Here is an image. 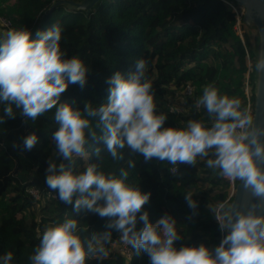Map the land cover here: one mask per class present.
<instances>
[{
	"label": "trees",
	"instance_id": "obj_1",
	"mask_svg": "<svg viewBox=\"0 0 264 264\" xmlns=\"http://www.w3.org/2000/svg\"><path fill=\"white\" fill-rule=\"evenodd\" d=\"M55 1L0 0V14L11 20L12 29L29 30L31 39L37 38V30L60 26V48L65 58L77 57L89 71L83 90L70 84L62 94V102L81 110L85 102L97 107L106 102V79L116 71L127 76L135 70V61L144 58L148 62L146 76L153 86L156 113L168 118L165 126L183 128L190 119L210 126L206 112L194 110L196 99L202 95L203 87L211 84L220 95L238 98L244 110L243 73L249 57L252 108L257 33L252 41L246 32L250 27L241 23L244 32L240 36L235 30L236 15L224 0H98L90 11L69 8L67 4L54 5ZM228 1L236 6L242 19L241 7L233 0ZM7 30L0 26V32ZM187 83L194 85L193 92L183 94L185 110H178L170 104L166 93L171 86L183 90ZM54 111L27 122L17 111L16 119L0 124V256L12 252L11 264H31L28 257L39 243L37 229L42 232L46 225L67 218L78 219L82 241L106 230L107 219L73 212L71 205L62 204L47 187L44 179L48 159L65 163L77 173L89 164H96L99 171L117 178L123 168L128 172L126 184L151 193L144 209L152 223L165 213L176 219L182 239L175 247L203 243L211 249L219 243L216 210L224 216L232 195L228 194L229 179L220 175L218 169L208 168L206 160L198 157L195 167L176 165L172 172L168 162H145L128 149L124 150L123 159L116 161L102 142L91 140L86 145L88 155L74 158V163L68 165L57 157L51 140L58 128ZM96 131L99 135V130ZM31 132L38 136L31 151L14 147ZM96 146L101 148L99 158L92 154ZM129 160L135 167L128 166ZM236 182L233 181L234 187ZM31 187L37 189L38 198L30 193ZM189 192L198 203L195 215H191L192 210L184 200ZM118 236L112 232V239ZM108 253V258L99 264H148L147 256L143 253L137 256L134 249L127 259L117 251ZM86 264L98 261L89 257Z\"/></svg>",
	"mask_w": 264,
	"mask_h": 264
},
{
	"label": "clouds",
	"instance_id": "obj_2",
	"mask_svg": "<svg viewBox=\"0 0 264 264\" xmlns=\"http://www.w3.org/2000/svg\"><path fill=\"white\" fill-rule=\"evenodd\" d=\"M61 31L59 25L37 30L36 39L30 38L27 29L0 32V124L16 119L17 111L27 122L55 109L58 128L51 140L57 157L68 165L74 157L88 155L89 140L102 142L116 161L123 159L125 149L145 162L189 167H195L200 157L223 177L240 180L264 206V167L258 163L264 162V127L255 125L246 109L241 110L238 98L220 95L215 86L205 85L195 106L206 112L210 126L194 119L183 128L165 126L168 118L156 113L153 86L146 76L148 62L138 58L135 70L127 76L116 71L106 79V102L97 107L85 102L82 110L73 107L61 101L62 94L70 84L83 90L89 71L77 57L65 58ZM256 69L264 72V56ZM37 143V134L31 132L14 147L31 151ZM92 154L99 158L101 148L94 147ZM46 165L45 184L62 204L71 205L77 214H93L108 222L105 231L83 241L76 218L48 224L42 232L37 229L39 243L28 257L31 264H86L89 257L99 264L108 258L104 245L112 240L113 231L137 256L145 254L148 264H264V214H258L255 207L218 217L221 239L213 248L203 243L177 248L182 237L176 219L165 213L152 223L144 209L151 193L126 184L128 172L123 168L117 178L99 171L96 164L78 173L53 159L46 160ZM128 166L135 167V163L129 160ZM184 200L195 215L198 203L193 194L186 193ZM12 260V252L0 256V264Z\"/></svg>",
	"mask_w": 264,
	"mask_h": 264
},
{
	"label": "water",
	"instance_id": "obj_3",
	"mask_svg": "<svg viewBox=\"0 0 264 264\" xmlns=\"http://www.w3.org/2000/svg\"><path fill=\"white\" fill-rule=\"evenodd\" d=\"M98 0H57L54 5L67 4L69 8L83 9L90 11ZM241 7L242 23L253 27L257 33L255 53V76L253 82V106L252 119L255 125L264 127V72H258L256 63L261 56H264V0H233ZM264 140V137H261ZM260 163L264 167V162ZM256 208L258 214H264V206H260L257 198L250 190L242 186L237 180L232 193V199L228 205V214L239 210L247 212L250 208Z\"/></svg>",
	"mask_w": 264,
	"mask_h": 264
},
{
	"label": "built area",
	"instance_id": "obj_4",
	"mask_svg": "<svg viewBox=\"0 0 264 264\" xmlns=\"http://www.w3.org/2000/svg\"><path fill=\"white\" fill-rule=\"evenodd\" d=\"M232 9V11L235 13L236 15V23H235V30L236 32L242 36V34L240 33V28L236 26V24L239 26L240 25V16H239V11H237V8L236 6L228 1V0H224ZM0 22H1V26L4 28V29H12V22L11 20L7 17V16H3V15H0ZM249 59V58H248ZM249 83V84H248ZM243 82V92H244V89L247 91V90H250V93L252 95V92H251V89H250V82ZM193 85L190 84V83H187L183 89V93L184 94H188L190 95L192 92H193ZM244 95H245V98H246V94L244 92ZM250 95V97H251ZM249 97V99H250ZM249 99L246 98V107L245 109L247 110L248 114L250 115V113L252 112V108L250 109L251 107V104H249ZM169 109L172 110V106L169 105ZM176 170V165H172L170 167V171H175ZM29 191L31 194L34 195V197L38 198L39 197V193L37 191V189L31 187L29 188ZM233 193V191H232ZM232 195V194H231ZM53 196L55 197V194H53ZM220 207V205L218 206V208ZM117 252L120 253L121 255H123L124 257L126 258H130L132 256V247L130 245H127L125 244L121 239H120V235L118 236L117 238Z\"/></svg>",
	"mask_w": 264,
	"mask_h": 264
},
{
	"label": "rangeland",
	"instance_id": "obj_5",
	"mask_svg": "<svg viewBox=\"0 0 264 264\" xmlns=\"http://www.w3.org/2000/svg\"><path fill=\"white\" fill-rule=\"evenodd\" d=\"M0 15H3V14H0ZM239 15H240V12H239ZM241 23H242V19H240V25H241ZM240 25L238 26L236 24V26L240 28V33L242 34L244 32V30L241 29ZM0 26H1V22H0ZM246 32L248 33L249 37L253 41L254 38H255V29L252 28V27H250V28L246 29ZM248 58L249 57H247V59ZM250 65H251V60L248 59L247 69L243 73V82H247V83L249 82ZM193 87H194V85H193ZM244 92L246 94V98L249 99V97L251 95L250 90H247L246 91L244 89ZM183 94H184L183 93V90H181V89L180 90L179 89H174L173 86H171L169 88V90L167 91L166 96H167L168 101L170 102V104H172V106L174 108L183 111V110H185V106H186L185 100H184V97H183ZM249 101H250L249 104H251V97H250ZM196 109L197 108L195 106L194 110H196ZM250 109H251V107H250ZM233 189H234L233 180H230L229 179V186H228V194L229 195L232 194ZM216 215H217V218L218 217H222V215H221V213L219 212L218 209L216 210ZM117 238L112 239L108 244L104 245L108 252H115V251H117Z\"/></svg>",
	"mask_w": 264,
	"mask_h": 264
}]
</instances>
